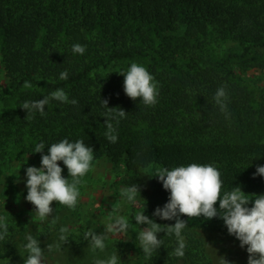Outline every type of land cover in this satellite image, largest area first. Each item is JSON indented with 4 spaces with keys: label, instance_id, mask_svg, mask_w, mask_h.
Masks as SVG:
<instances>
[{
    "label": "trees",
    "instance_id": "16d2710c",
    "mask_svg": "<svg viewBox=\"0 0 264 264\" xmlns=\"http://www.w3.org/2000/svg\"><path fill=\"white\" fill-rule=\"evenodd\" d=\"M99 20L105 36H90L87 30ZM182 23V37H169L157 49L150 25L171 29ZM214 31L219 37L234 35L246 51L264 55V0H0L2 62L18 94L8 121L17 117L32 132V149L43 141V154L63 139L83 140L94 149V157L124 162L127 186H141V211L161 225L175 223L153 217L170 196L159 179L152 178L161 168L212 165L221 173L222 192L240 186L249 199L264 195V177L253 178L256 166L264 165V139L251 132L252 126L264 123V102L256 101L229 65L213 57L207 36ZM74 44L86 46L85 53L73 54ZM149 49L154 56L147 70L158 90L155 106L129 98L125 77L119 74L126 73L125 62L149 55ZM231 56L235 55L225 63ZM65 70L68 79L61 80ZM26 82L31 87H25ZM221 86H226L227 116L213 98ZM57 89L78 104L51 100L44 116L37 112L26 119L21 108L25 101L43 99ZM101 99L127 113L118 124L113 121L118 136L114 144L105 136L107 109ZM181 219L188 223L182 232L185 256L173 255L178 246L175 234L161 232L157 238L163 239V246L136 264H219L192 229L198 226L234 237L223 220ZM29 233L43 250L47 247L48 241H42L50 233L38 230L34 221L18 227L8 224V235L0 240V264H21Z\"/></svg>",
    "mask_w": 264,
    "mask_h": 264
},
{
    "label": "clouds",
    "instance_id": "9594fccd",
    "mask_svg": "<svg viewBox=\"0 0 264 264\" xmlns=\"http://www.w3.org/2000/svg\"><path fill=\"white\" fill-rule=\"evenodd\" d=\"M86 46L74 44L73 54L83 55ZM125 77L124 91L133 101L140 98L146 106H155L157 103L158 90L154 77L141 65L132 63L126 73H119ZM61 80L68 79V72L60 73ZM25 87H31L25 83ZM214 100L220 106V110L227 116L226 86L217 89ZM51 100L77 105L78 101H69L68 95L63 89H57L45 96L43 99L35 101H25L21 108L27 112L26 119H31L37 112L44 116L45 107ZM107 99H101V106L107 110L103 113L106 118L105 125L107 131L105 136L111 143H116L118 136L115 134L113 121L116 124L120 119L126 117V112L120 107L110 108ZM46 145L42 141L35 145L33 153L41 154V167L30 166L26 169V187L28 194L26 200L35 206V212L41 222L51 218L50 223L55 225L59 220L58 216H53L54 209L51 207L53 201L64 205L71 210H75L79 201V186L83 184V177L92 169L94 160V149L87 146L83 140L70 142L63 139L58 143H53L48 148V154H43ZM62 161L67 167L71 177V182L62 173L63 168L59 162ZM264 177V165H257L253 178ZM162 183L163 188L170 192L169 200L163 207H157L153 217L161 220H175L174 225H161L153 218L145 215V211L138 212L134 220L138 225H147L136 236L139 247L146 256L163 246V239L157 238V233L164 232L166 235L175 234L178 246L173 255L182 258L185 256V240L182 235L183 230L188 226L186 220L181 216L189 218L203 217L211 220L219 217L223 220L229 235L234 236L242 249L246 248L248 253V264H264V195H255L254 199H249L240 186L234 187L230 192H222L223 181L221 173L212 165L191 164L189 166H179L172 170L167 168L158 169L155 176ZM17 182H19V177ZM121 197L131 204H136L138 196H141V186H132L121 189ZM254 201V202H253ZM219 202V208L216 207ZM252 204L251 207H248ZM116 209H113V213ZM130 227L128 219L123 215L110 214L102 233L89 230L84 234V239L88 241L93 252L99 250L105 252L106 241L111 235L123 234ZM59 243L55 245L57 251L61 244L68 243L69 229L61 226L59 229ZM8 235V223L6 217H0V240H4ZM28 241L24 245L29 253L24 264H41L43 248L41 242L30 233L26 235ZM47 249L51 251L53 245L48 244ZM120 257L113 252L106 259L94 258V264H119ZM219 264H231L224 256H220Z\"/></svg>",
    "mask_w": 264,
    "mask_h": 264
},
{
    "label": "rangeland",
    "instance_id": "374dc122",
    "mask_svg": "<svg viewBox=\"0 0 264 264\" xmlns=\"http://www.w3.org/2000/svg\"><path fill=\"white\" fill-rule=\"evenodd\" d=\"M112 28L116 30L117 27ZM150 28L156 46H158L157 49H160L162 43L169 37L172 41L179 40L183 35L185 25L182 23L180 27L171 29L166 27L154 29L150 25ZM45 30L41 33L45 34ZM87 32L90 36H105L102 20L91 25ZM214 32L209 34L211 38L208 39L207 36L213 57L229 65L240 82L249 86L254 92L256 101L264 102V55H259L252 50L246 51L234 35L224 38L219 37L216 31ZM151 49L148 50L149 55L136 59L131 64L136 63L147 69L154 56ZM230 55L235 56H231L227 64L225 60ZM131 64L125 62V72ZM10 83L0 49V217H6L7 223L16 227L26 226L34 221L38 230L50 233L42 243L48 241V244L53 245V249L49 251L46 247L43 250L41 264H94V258L106 259L113 252L120 257L119 264H136L139 260H144L143 255L145 254L139 247L136 236L142 227L147 225L140 226L134 220L135 215L141 212V208L138 202L131 204L120 194L122 188L128 187L125 183L128 174L124 162L113 164L106 157H94L92 169L82 178L84 182L79 186L80 197L76 209L71 210L53 201L51 207L54 209L53 216L59 217L57 223L52 225L51 218L43 222L39 220L35 206L26 200L28 194L26 169L30 166L41 167V157L33 153L32 132L20 125L17 117L12 122L8 121L9 115L15 111L18 100V94L13 92ZM251 132L260 139H264V123L252 126ZM60 166L63 168L62 175L71 182L67 167ZM18 177L19 182H17ZM113 209H116L115 213ZM110 214L125 216L130 227L126 233L111 235L106 241L105 252L99 250L93 252L88 241L84 239V234L90 229L98 234L102 233ZM61 226H67L69 229L68 243L61 244L60 250L57 251L55 245L59 243ZM192 230L204 241L213 259L220 260V256H224L228 261H234L235 264H248L246 248L242 249L240 242L234 237H226L220 232L198 226ZM28 255L29 253L24 249L21 254V264H24Z\"/></svg>",
    "mask_w": 264,
    "mask_h": 264
}]
</instances>
